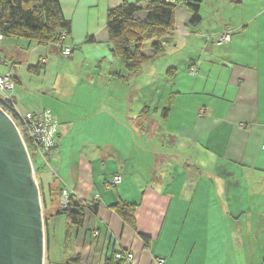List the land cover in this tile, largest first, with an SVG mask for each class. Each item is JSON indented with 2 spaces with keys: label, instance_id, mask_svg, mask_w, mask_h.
Segmentation results:
<instances>
[{
  "label": "crops",
  "instance_id": "0c3cea01",
  "mask_svg": "<svg viewBox=\"0 0 264 264\" xmlns=\"http://www.w3.org/2000/svg\"><path fill=\"white\" fill-rule=\"evenodd\" d=\"M58 1L72 55L59 44L2 38L0 76L14 78L21 112L60 125L47 173L85 207L70 247L79 264H106L120 252L133 255L131 264H264V0H204L196 26L187 0H156L176 4L174 30L159 55L145 43L150 60L128 79L107 29L108 11L124 0ZM128 1L140 2L134 17L145 21L149 0ZM227 32L230 42L218 45ZM155 131L193 150L191 165L178 169L193 168L197 179L180 185L185 171H156L163 156L142 141ZM122 202L137 206L136 230L111 207Z\"/></svg>",
  "mask_w": 264,
  "mask_h": 264
},
{
  "label": "trees",
  "instance_id": "16d2710c",
  "mask_svg": "<svg viewBox=\"0 0 264 264\" xmlns=\"http://www.w3.org/2000/svg\"><path fill=\"white\" fill-rule=\"evenodd\" d=\"M203 1L187 0L185 2L186 7L192 13L190 25L200 24L202 20L200 10ZM175 9L176 4L172 2L149 0L146 5L147 18L145 21H139L134 17L140 11L139 1L130 3L128 0H124L121 6L108 11L107 29L112 52L120 60L123 66L122 71L128 73L127 76H124L123 72H120L119 76L121 78L128 79L137 76L142 66L150 60V57L143 52L145 43L153 42L152 51L154 55L163 52V39L174 30ZM70 28V23L65 19L58 0H0V35L3 38L23 39L40 45H63L70 34ZM62 31L66 32L65 38L62 37ZM43 67V65H40V67L30 69V71L40 73ZM170 107L171 102L162 112L164 118H167ZM141 114L147 115L148 110L143 109ZM141 114H139L138 119L144 118ZM57 141L58 137L56 145ZM28 145L30 146L29 140ZM51 159L52 157L49 164ZM34 160L39 159H36V156L33 155L32 161L34 162ZM49 164L39 160V163L35 165V177L42 200L46 256L51 249L50 241L53 238L52 221L63 216L66 219L68 228H71L68 229L66 235L64 246L66 249L71 247L73 241V232H71L73 227L82 228L85 220L83 211L85 207L73 195H70L68 207L65 210L62 209V194L64 191L67 193L68 191L63 190L59 180L53 174L47 173L51 168ZM48 176H50L49 182H47ZM111 207L130 228L136 230L135 214L137 206L135 204L122 202ZM92 209L97 212L94 207ZM144 240L147 244L148 240L146 238ZM120 253L126 254L125 252ZM117 254L112 255L106 264L126 263L124 257L122 260H117ZM66 259L65 264L80 263V257L76 255L67 256ZM53 261H55V258L52 259L50 264Z\"/></svg>",
  "mask_w": 264,
  "mask_h": 264
},
{
  "label": "water",
  "instance_id": "95a60500",
  "mask_svg": "<svg viewBox=\"0 0 264 264\" xmlns=\"http://www.w3.org/2000/svg\"><path fill=\"white\" fill-rule=\"evenodd\" d=\"M44 261V218L34 166L16 125L0 110V264Z\"/></svg>",
  "mask_w": 264,
  "mask_h": 264
},
{
  "label": "built area",
  "instance_id": "2783aa9c",
  "mask_svg": "<svg viewBox=\"0 0 264 264\" xmlns=\"http://www.w3.org/2000/svg\"><path fill=\"white\" fill-rule=\"evenodd\" d=\"M61 33L62 37L65 38L66 32L62 31ZM2 38L3 37L0 35V39ZM230 40L231 35L227 32L218 38L217 44L221 46L230 42ZM61 48V54L64 57H70L72 55V50L70 48L64 45H61ZM190 73L195 74V68H192ZM15 87L16 83L11 75L0 76V95L2 96L0 99V110L16 125L31 160L32 156L35 155L36 159L49 164V160L52 157V150L56 146V140L60 133V125L50 114L36 115L31 112H21L18 104L12 97ZM28 140L30 146L28 145ZM262 148L264 150V146ZM120 180V177H116L107 184V186H116ZM69 198L70 194L64 191L62 194V209L65 210L68 207ZM95 236H99L98 231L94 233V237ZM123 257L127 264L132 263L133 255H123L122 253L116 255L117 260H122Z\"/></svg>",
  "mask_w": 264,
  "mask_h": 264
},
{
  "label": "rangeland",
  "instance_id": "374dc122",
  "mask_svg": "<svg viewBox=\"0 0 264 264\" xmlns=\"http://www.w3.org/2000/svg\"><path fill=\"white\" fill-rule=\"evenodd\" d=\"M159 62L160 61H157L155 63V65H159ZM166 69H168V68H166ZM166 69L164 70L165 72H167ZM155 72L157 74V72H160V69H158V68L155 69V66H154L153 73H155ZM148 74L151 75L150 72H146V73L143 72L139 76H147ZM180 78H181V80L185 81L186 83H191V82H189L190 80L188 77L182 76ZM143 79H145V77ZM134 109L136 111V106L134 107ZM154 118H155L157 124H159V125L162 124V119L159 117V115H154ZM22 134H23V132H22ZM164 134H165L164 132L155 131L152 135H148V137L145 136L146 138L145 139L143 138L142 141L147 146V148H149L150 151H156L160 155L163 156L162 157L163 161L162 162L159 161V163L157 165L155 164L156 165L155 166L156 171L159 169H162V170L167 169L169 171V170H171V167H175L174 171L171 173H175V176H177L180 174V172H182V170H179L178 168H179V166L182 167V164L184 161H189L188 165H191V161L194 160L192 157H190L191 155H193V150L192 149L189 150V147L186 144H184L183 141L173 140L172 137L164 135ZM161 140H163V141H161ZM196 155H198V153H196ZM36 163H39V160H37V161L34 160V162H33L34 170L36 168L35 167ZM197 166H198V168L199 167L202 168V170L204 172L212 170V169H210L211 165L209 163L207 164L205 162H202V163L197 162ZM184 171H185V173H183ZM183 172H182L183 173L182 177L187 176L188 178L176 179V180H180V185H182L181 184L182 182L196 178L194 175V169L193 168H186L185 170H183ZM176 188H179V186L177 187L176 185H173L170 188V190H175ZM51 229H52V236H53L52 240L50 241L51 242V245H50L51 249L47 252V256H46V244H45L46 260L44 261V264H50V262L54 258H55V261H53L52 264H65V262L67 260L66 259L67 256L68 257L73 256V251L71 248H66V249L64 248L67 231H68V229L70 230L71 228H68L65 217L60 216L55 221H52Z\"/></svg>",
  "mask_w": 264,
  "mask_h": 264
}]
</instances>
